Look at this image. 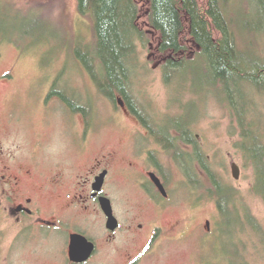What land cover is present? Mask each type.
Returning <instances> with one entry per match:
<instances>
[{
	"label": "rangeland",
	"instance_id": "1",
	"mask_svg": "<svg viewBox=\"0 0 264 264\" xmlns=\"http://www.w3.org/2000/svg\"><path fill=\"white\" fill-rule=\"evenodd\" d=\"M236 1L243 6L242 0ZM94 36L93 21L81 13L80 0H0V154L4 150L19 155L17 170L32 173L25 177L21 201L33 198L50 218L64 216L71 221L66 209L74 199L54 184L64 173L61 169L75 173L76 179L114 155L110 163L116 169L115 180L109 192L125 228L106 243L104 218L96 216L93 225H85L101 244L100 255L90 264H134L149 247L157 227L162 229L159 240L139 264H230L227 241L216 234L222 216L210 193L214 185L208 173L196 165L201 184L196 188L174 151L165 150L149 135L126 102L120 97L113 102L101 93L78 54L80 49L90 52ZM260 45L264 53V38ZM139 57L134 86L141 102L152 115L164 119L194 113L192 130L203 155L240 192L241 207H248L264 225V199L256 193L255 168L242 149L237 118L213 93L194 89L192 81L168 87L155 44L141 47ZM69 89L83 102L91 101V125L86 115L73 116L54 93ZM181 147L194 152L183 143ZM135 148L155 153L169 183V203L153 205L134 187L132 180L139 174L129 168L133 164L139 171L141 166L133 155ZM34 157L40 162H34ZM235 164L242 169L241 180L234 177ZM0 221V264H72L66 232L49 230L47 236L38 226L23 236L22 227L2 212ZM134 223L146 229L135 236L131 233ZM255 246L251 240L253 254ZM230 251L233 259L236 251L232 246Z\"/></svg>",
	"mask_w": 264,
	"mask_h": 264
},
{
	"label": "trees",
	"instance_id": "2",
	"mask_svg": "<svg viewBox=\"0 0 264 264\" xmlns=\"http://www.w3.org/2000/svg\"><path fill=\"white\" fill-rule=\"evenodd\" d=\"M242 2L241 7L236 0H80L95 36L90 52L80 49L78 54L101 93L113 102L122 98L159 145L174 151L196 188L201 187L196 165L208 173L214 185L210 193L222 216L216 234L227 241L230 264H264V225L248 207H241L240 192L203 155L192 130L194 113L170 119L152 115L134 86L141 47L155 44L168 87L192 81L194 89L213 93L237 118L242 149L255 168L256 193L264 199V0ZM54 93L76 113L91 114V101L77 97L75 107L67 91ZM251 240L255 254L250 252ZM230 246L236 251L233 259Z\"/></svg>",
	"mask_w": 264,
	"mask_h": 264
},
{
	"label": "flooded vegetation",
	"instance_id": "3",
	"mask_svg": "<svg viewBox=\"0 0 264 264\" xmlns=\"http://www.w3.org/2000/svg\"><path fill=\"white\" fill-rule=\"evenodd\" d=\"M68 96H71V99H73L72 101H74L75 107L78 106V103L76 104L75 100L76 97L73 95L72 91L69 90ZM60 99H62L61 101L65 103V106L67 107V109H69V112L72 113L73 116H80V114L76 113L74 108L67 104V102L61 96ZM89 104L90 103H88V107ZM131 112L133 113L132 110ZM82 114L86 115L89 121V125H91L90 112L88 114ZM138 118L141 120L140 117ZM10 122L15 123L12 119L10 120ZM72 122L74 125H76V121L74 118L72 119ZM146 130L149 132V135H152L151 129L146 127ZM82 150L87 151L86 148ZM132 150L133 155L137 157L136 159H140L141 161L139 171L133 164L131 165V168H129V170H134L139 174V178L137 180H132L134 187H136L140 191V193L143 194V197H145L147 201H149V203L153 205L162 206L164 203H169V183L167 182L164 173H162L160 167L158 166V163L156 162L155 153L151 150L147 152L141 149L139 150L138 148ZM28 157L29 156L25 155L24 158ZM18 158H20L19 155H9L4 150H2L0 154V212H2L7 218H11V220L16 221L19 227H22L23 236H26L31 231H35V228H39L38 226L44 228L43 231L47 236L50 235V233L48 232L49 230L66 232L70 236L68 253L69 248L71 253L72 239L75 235L87 238L90 242L94 243L97 246V251L94 257L86 264L92 263L94 259L101 253V244L98 240L99 238L92 236L91 231L87 227H85V225H93V218H95L96 216L104 218V236L106 243H112V241L116 239L118 234H120L125 228V224L121 219L122 217L119 216L114 206L116 217L119 219L121 226L117 232H112L109 229L110 219L102 206L103 198L107 197L112 200L109 192V186L111 185L112 180H115L114 172L116 169L113 167L110 161L114 160V155H108L104 158V160H106L105 163H102V160L98 166L94 167L90 172H87L85 176H78L76 179H74L75 175H73L75 173L69 174L70 172H66V170L64 169L65 167L61 169L64 171V173L61 172L58 180L54 184L56 186H59V188L64 189L69 198L74 199V201L71 202L69 207L66 209L67 212H69L68 214L72 216V222L68 221L67 217L64 216H56L54 218H50V216L46 214L45 209L43 210V208L35 206V200L33 198H28L21 201L22 198L19 194L24 191L25 177H32V173H25L24 169L20 171L17 170L16 164L20 161V159ZM31 159H33V161L36 163L40 162L39 157H34ZM107 161H109L110 164L107 165ZM145 164V171H141L142 167ZM154 164H156L157 166H154ZM61 165H63V163ZM105 174H107V177L104 180L105 183L103 186V190L100 192L96 187L99 184V180ZM154 175L158 176L161 179L163 185L167 190L168 196H165V194L155 181ZM79 210H81V212H79ZM161 211H163L162 208ZM145 229V225H140L139 227H137V225L134 223L131 226V233L137 236V233H142L141 231H144ZM1 230L2 223L0 221V231ZM161 232V228L157 227L154 229V236L150 241L149 247L140 255V257H138V259L140 260L135 261L134 264L142 263L144 253L150 254V251H152V248L159 240ZM71 263L76 264L73 263L72 260Z\"/></svg>",
	"mask_w": 264,
	"mask_h": 264
},
{
	"label": "water",
	"instance_id": "4",
	"mask_svg": "<svg viewBox=\"0 0 264 264\" xmlns=\"http://www.w3.org/2000/svg\"><path fill=\"white\" fill-rule=\"evenodd\" d=\"M124 103V102H123ZM234 177L236 180H241L242 176V169L238 164L234 165L233 168ZM107 174H105L100 180L99 184L97 185V190L102 191L104 186V180L106 179ZM154 179L165 194V196H168L167 190L165 186L163 185V182L161 179L154 175ZM102 206L107 214V216L110 219L109 222V229L112 232H117L121 226V223L119 219L116 217L115 214V208L113 201L107 197L102 199ZM211 226V223L209 224ZM97 251V246L90 242L87 238L79 235H75L72 239V246H71V260L73 263L76 264H86L94 257L95 253Z\"/></svg>",
	"mask_w": 264,
	"mask_h": 264
},
{
	"label": "bare ground",
	"instance_id": "5",
	"mask_svg": "<svg viewBox=\"0 0 264 264\" xmlns=\"http://www.w3.org/2000/svg\"><path fill=\"white\" fill-rule=\"evenodd\" d=\"M179 85H183V84H179Z\"/></svg>",
	"mask_w": 264,
	"mask_h": 264
}]
</instances>
